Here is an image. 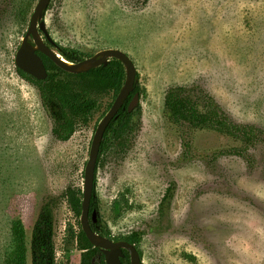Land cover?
<instances>
[{
    "label": "rangeland",
    "instance_id": "rangeland-1",
    "mask_svg": "<svg viewBox=\"0 0 264 264\" xmlns=\"http://www.w3.org/2000/svg\"><path fill=\"white\" fill-rule=\"evenodd\" d=\"M38 0H0V264L12 251L10 224L30 241L39 209L59 198L56 264H79L82 230L62 194L83 190L96 128L112 96L68 142L51 135L38 90L16 72L15 56ZM45 23L54 45L82 60L124 52L137 70L141 125L126 149L100 158L99 215L119 242L136 233L142 264H264V142L245 157L217 156L241 143L172 124L171 87L198 86L235 122L264 130V0H51ZM27 9L26 22L19 9ZM32 43V40H29ZM39 41L58 53L39 34ZM172 197L162 203L169 190ZM8 264V263H7Z\"/></svg>",
    "mask_w": 264,
    "mask_h": 264
},
{
    "label": "trees",
    "instance_id": "trees-1",
    "mask_svg": "<svg viewBox=\"0 0 264 264\" xmlns=\"http://www.w3.org/2000/svg\"><path fill=\"white\" fill-rule=\"evenodd\" d=\"M28 15L29 11L27 9H19V16L23 22H26ZM54 47L67 62L74 64L82 61L78 52L56 45ZM37 55L42 59L47 71L45 80L38 81L19 69H16V72L22 79L38 90L42 107L52 121L51 135L58 142H68L80 127L87 126L100 109V99L111 95L114 101L127 79L124 66L116 59L110 60L106 66L101 65L83 73L69 74L57 68L41 53L37 52ZM136 78L137 83H135L133 91L119 110L117 117L110 122L105 131L96 172L101 156L112 145H117L122 150L126 149L131 137L140 129V103L132 113L127 111L133 96L135 94L141 95L138 75ZM164 111L168 120L180 128L194 131H211L241 143V148L221 151L217 154L219 157L233 155L242 158L246 156V152L251 147L264 142V130L262 128L235 122L227 113L221 110L216 100L209 93L195 85L169 88L164 97ZM171 197L172 189L169 190L162 203H167ZM61 198L66 202L72 214L76 218H80L82 213L81 189L68 187ZM58 200L59 198L56 197H48L39 209L31 232L29 248L31 264H56L54 230ZM94 212L96 213V222H93L91 217ZM89 213L92 231L97 235L111 239L110 232L99 215V201L95 192V185ZM10 233L12 251L8 257L6 251L5 264H19L16 256L26 249V233L21 220L11 222ZM73 239L81 252L79 264H105L101 250L89 243L82 230L73 235ZM140 239L141 236L134 233L123 239V241L134 245L137 249ZM113 241L116 240L113 239ZM123 254L121 264H130L129 254L126 251H123Z\"/></svg>",
    "mask_w": 264,
    "mask_h": 264
},
{
    "label": "water",
    "instance_id": "water-1",
    "mask_svg": "<svg viewBox=\"0 0 264 264\" xmlns=\"http://www.w3.org/2000/svg\"><path fill=\"white\" fill-rule=\"evenodd\" d=\"M50 2L51 0H38L35 5L30 16L28 29L15 56V66L20 71L38 81L47 78V71L37 52L48 58L57 68L69 74L83 73L101 65L106 66L112 59L120 61L124 66L127 76L126 82L108 112L99 122L91 142L89 158L84 170L80 225L89 243L101 250L105 264H121V259L124 257L123 251L129 254L130 264H142L140 255L134 245L125 241L114 242L109 238L95 234L90 227L89 213L90 201L95 185L97 160L105 131L110 122L117 117L119 110L123 107L128 96L133 91L134 85L137 83V70L131 59L119 50H105L98 53L95 57L73 64L64 60L55 51L48 49L39 41V34L44 37L45 41L51 47H54V42L50 38L45 23V13ZM29 40H32V43ZM85 65L88 66L87 69L81 71V68ZM139 101L140 96L135 94L128 105V113H132L136 109ZM91 217L92 221L96 222L95 212L92 213Z\"/></svg>",
    "mask_w": 264,
    "mask_h": 264
},
{
    "label": "bare ground",
    "instance_id": "bare-ground-1",
    "mask_svg": "<svg viewBox=\"0 0 264 264\" xmlns=\"http://www.w3.org/2000/svg\"><path fill=\"white\" fill-rule=\"evenodd\" d=\"M87 65H85V66H83L82 68H81V71H84V70H86L87 69Z\"/></svg>",
    "mask_w": 264,
    "mask_h": 264
}]
</instances>
